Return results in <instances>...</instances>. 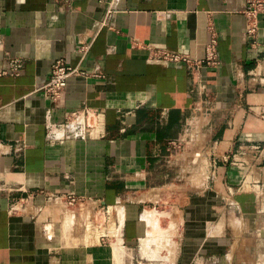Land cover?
I'll use <instances>...</instances> for the list:
<instances>
[{"label": "crops", "instance_id": "1", "mask_svg": "<svg viewBox=\"0 0 264 264\" xmlns=\"http://www.w3.org/2000/svg\"><path fill=\"white\" fill-rule=\"evenodd\" d=\"M247 5L0 0V68L23 65L0 76V264H264V11L251 39ZM213 39L217 65L153 60H202ZM60 58L98 76L54 106L40 89ZM84 107L101 138L62 124ZM104 207L118 236L93 240Z\"/></svg>", "mask_w": 264, "mask_h": 264}, {"label": "built area", "instance_id": "2", "mask_svg": "<svg viewBox=\"0 0 264 264\" xmlns=\"http://www.w3.org/2000/svg\"><path fill=\"white\" fill-rule=\"evenodd\" d=\"M264 11L263 0H248V5L245 11L248 20L247 32L251 39H254L258 31V17L261 12ZM216 40L213 39L207 47V55L204 59L194 61L186 58L180 54L170 51L157 52L153 56V60L162 61L165 63H186L193 71L204 66L217 65L219 63L218 55L216 52ZM4 46V41L0 35V49ZM90 48V45H81L78 48V53L85 55ZM8 69L0 68V76L7 73L18 74L22 69V61L19 58L9 59ZM98 74L90 73L82 70L79 67L69 66L65 59L60 58L54 61L51 67V77L49 81L40 89L44 96L50 100L54 106H58L62 103L64 92L67 88L68 82L72 78L77 79H89L90 77H96ZM63 125L74 126L78 135L82 139H99L103 134V115L101 111L84 107L69 112L64 116ZM57 125H52L51 131L55 132ZM61 200V198H56ZM64 204L69 208H81L85 201L73 193H69L64 196ZM111 212L109 208H102L98 211L95 217H85V231L87 235L93 238V240L103 239H115L118 236L119 225L111 219ZM107 218L108 223L111 224V229L106 233L104 231V217ZM99 233V234H98ZM98 234V236H97Z\"/></svg>", "mask_w": 264, "mask_h": 264}, {"label": "rangeland", "instance_id": "3", "mask_svg": "<svg viewBox=\"0 0 264 264\" xmlns=\"http://www.w3.org/2000/svg\"><path fill=\"white\" fill-rule=\"evenodd\" d=\"M166 227V226H165ZM99 234V233H98ZM97 234V236H98ZM139 262H141L140 264H147V261L143 260L141 261L140 259L138 258H134L133 260H129V259H126L123 263L121 264H139Z\"/></svg>", "mask_w": 264, "mask_h": 264}, {"label": "bare ground", "instance_id": "4", "mask_svg": "<svg viewBox=\"0 0 264 264\" xmlns=\"http://www.w3.org/2000/svg\"><path fill=\"white\" fill-rule=\"evenodd\" d=\"M164 244V243H163ZM161 246H162V244H161ZM120 249V248H119ZM118 248L116 249V251H118L119 250ZM120 252V251H119ZM117 253V252H116ZM119 254V253H118ZM120 257V256H119ZM121 258V257H120ZM119 264V263H118Z\"/></svg>", "mask_w": 264, "mask_h": 264}]
</instances>
